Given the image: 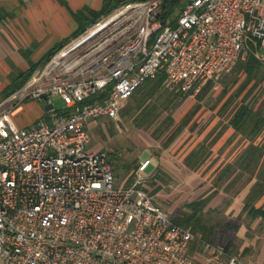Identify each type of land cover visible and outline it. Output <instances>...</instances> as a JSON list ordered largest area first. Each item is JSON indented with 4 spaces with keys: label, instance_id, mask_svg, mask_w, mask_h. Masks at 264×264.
<instances>
[{
    "label": "built area",
    "instance_id": "1",
    "mask_svg": "<svg viewBox=\"0 0 264 264\" xmlns=\"http://www.w3.org/2000/svg\"><path fill=\"white\" fill-rule=\"evenodd\" d=\"M161 2L120 6L0 105V264H252L156 203L149 159L119 184L107 153L87 147L90 120L118 118L160 70L195 93L247 57L249 37L264 58V0H190L175 25L159 18ZM53 95L66 111L29 127L2 108Z\"/></svg>",
    "mask_w": 264,
    "mask_h": 264
},
{
    "label": "crops",
    "instance_id": "2",
    "mask_svg": "<svg viewBox=\"0 0 264 264\" xmlns=\"http://www.w3.org/2000/svg\"><path fill=\"white\" fill-rule=\"evenodd\" d=\"M103 3L104 0H0V98L5 97L3 92L13 84L15 76L36 66L25 83L32 78L46 53L77 29L76 12L100 10ZM50 98L44 102L46 111L53 109ZM36 122L37 119L28 123L19 120L17 126L25 128ZM226 131L231 134H225ZM167 135L151 134V146L157 149L155 154L147 155V170L152 164L153 167L147 173L145 187L152 191L159 186L157 194L165 191L172 179L184 180V174L187 186L182 187L188 189L182 195L183 207L211 195L204 207V217L215 227L210 236L243 260L264 264V220L261 216L252 218L245 208L249 199L256 208H264V150L248 170L245 163L249 137L228 122L217 134H177L165 145ZM158 170L162 178L150 181ZM199 171L209 176L202 177ZM206 180L208 185L198 192L199 184ZM192 254L199 260L205 258L198 247L193 248Z\"/></svg>",
    "mask_w": 264,
    "mask_h": 264
},
{
    "label": "trees",
    "instance_id": "3",
    "mask_svg": "<svg viewBox=\"0 0 264 264\" xmlns=\"http://www.w3.org/2000/svg\"><path fill=\"white\" fill-rule=\"evenodd\" d=\"M128 0H104L103 6L100 10H81L76 12L78 27L77 29L67 38L58 42L53 48H51L41 60L40 63L51 59L58 51L69 42L84 33L90 26L97 23L101 17L111 14L113 11L118 9L122 4L127 3ZM136 1V0H132ZM162 9L159 14V18L164 24L175 25L177 17L181 10L185 6V0H162ZM259 42L249 37L247 41V57L240 60L234 67V76L229 80H224V84L228 86H234L238 83L242 75L245 76L244 81L237 87L236 93L233 95V99L243 93L247 87H249L245 95L238 100L236 106L232 110L228 123L237 132L245 134L249 137L250 143L248 144V155L246 156V167L248 170L251 169V165L256 163L260 157L259 152L264 150V111L260 105H257L256 99L250 100L249 96L259 87H263L264 90V58L259 54L258 51ZM36 66H32L27 73L19 74L14 77L13 84L8 90L3 92L5 97L15 92L21 87L27 78L31 75L32 71ZM167 74L165 70H160L154 78L147 79L135 92L134 94L125 99L122 102L121 110L123 106L124 114H131L133 117L134 125L137 128H150L156 122L163 111H167L168 114L164 120L158 123L154 129L153 134H168L164 144H169L177 134H180L188 125L192 113L185 116L180 122L174 127H171L174 122L172 116L173 109L179 104L182 99H186L193 92H183L177 87L173 86V89L165 94L166 104L163 105L161 112H159L158 104L154 101L157 94L164 90L167 83ZM211 79L200 89L197 94L198 97H204L208 90H210L214 84ZM167 87V86H166ZM224 92H228L225 89ZM120 110V112H121ZM59 112H57V115ZM56 115V116H57ZM262 135L260 140L256 143L255 140L258 136ZM109 161L111 162L116 177L120 176L121 171L128 174L126 184L129 185L134 181L138 164L135 162H123L121 163L120 157L116 153L108 152ZM152 177V178H151ZM150 177V181H154L156 178H162L161 170H158L153 176ZM160 187H156L154 190L149 191L154 196L156 191ZM254 192V191H253ZM252 195V194H251ZM250 195V197H251ZM211 195L201 196L200 198L185 204V208L180 211L179 214L174 213L171 217L173 220L185 227L190 228L193 232L200 234L202 237L217 243L213 236L215 227L207 222L204 217V207L209 201ZM249 199L246 203L245 208L249 210V215L252 218L261 216L264 220V208H256ZM198 247V246H197ZM193 248H196L194 245Z\"/></svg>",
    "mask_w": 264,
    "mask_h": 264
},
{
    "label": "rangeland",
    "instance_id": "4",
    "mask_svg": "<svg viewBox=\"0 0 264 264\" xmlns=\"http://www.w3.org/2000/svg\"><path fill=\"white\" fill-rule=\"evenodd\" d=\"M131 1L132 0H128L127 3ZM188 1L190 0H185V4ZM115 11H113L111 14H113ZM111 14L101 17V19H99L97 23L90 26L84 33L72 39L69 44H67V47L82 38L84 35L88 34L90 31H93L97 27L96 25L104 21ZM51 36L53 35L51 34ZM84 45L85 43L79 47V50L83 49ZM58 52L51 59H53L58 54ZM51 59L41 63L40 68L37 70V72L42 71V69H44L46 65L49 64ZM41 60H43V58ZM234 69L235 67L233 66L229 71H225L213 78L212 80L214 82V86L210 90H208V93L204 97L190 95L186 99H182L171 113L174 118V122L171 127H174L185 116L192 113L187 127L180 134H210V132H214V134H217L222 129H224L229 120L232 110L236 106V103L245 95L247 89L249 88L247 87L243 93L233 99V95L236 93L237 87L244 81L245 78V76L242 75L236 85L231 86L229 84L228 86H226L224 84V80H229L234 76ZM205 84L202 85L200 89H202ZM166 86L164 87V90L157 94L154 99V101L159 106V112H161L163 105L167 103L164 99L165 94L173 89V86L169 82L166 83ZM225 89H228V92H224ZM14 93L10 94L8 97L0 98V105ZM249 99H256L257 105H260L264 111L263 87H259L254 90L253 93L249 96ZM50 101L54 104V108L51 111H46V104L44 103V101L31 98L26 99L24 103H21V101L15 106L13 102L3 104L2 108L11 109V116L16 124L19 123V120H22L26 123L30 122L31 120L34 121L36 119L38 120V122L43 120H53L56 117L57 112L60 113L66 111L64 110L65 102L58 95L51 96ZM124 107L125 105L123 106V108ZM123 108L118 118L116 119H113L109 116H101L90 120L88 129L90 142L87 147L95 148L98 151H104L106 153H116L120 157L121 163L133 161L139 166L141 162L148 159L147 157L149 156L147 155L155 154V149H157V147L151 146V134H153V131L157 127L158 123L166 118L168 112L163 111L158 119V122H156L150 128L146 129L137 128L134 125L132 115L124 114ZM45 113L46 116L42 117V115H44ZM225 134L231 133L230 131H226ZM152 167L153 164L148 170L144 172V174L147 175L148 171ZM198 173L202 177L209 176L205 175V171H199ZM119 174L121 175L117 177V182L121 184L127 178L128 174L126 175L123 171H121V173ZM182 175L184 177V180H179L178 178L172 179L170 184L164 188L165 191H161L157 194H154L153 196L156 203L170 215L174 213H180V211L184 208V202H181L182 195L188 188L182 187V184L183 186H187L185 176L184 174ZM207 185V180L201 181L199 187L196 190H198L199 192L200 190H203V188H205V186ZM182 189L183 192L181 191Z\"/></svg>",
    "mask_w": 264,
    "mask_h": 264
},
{
    "label": "bare ground",
    "instance_id": "5",
    "mask_svg": "<svg viewBox=\"0 0 264 264\" xmlns=\"http://www.w3.org/2000/svg\"><path fill=\"white\" fill-rule=\"evenodd\" d=\"M101 24H102V23H101ZM101 24L98 25V26L94 29V31H96V30L101 26Z\"/></svg>",
    "mask_w": 264,
    "mask_h": 264
},
{
    "label": "water",
    "instance_id": "6",
    "mask_svg": "<svg viewBox=\"0 0 264 264\" xmlns=\"http://www.w3.org/2000/svg\"><path fill=\"white\" fill-rule=\"evenodd\" d=\"M52 106H53V104H52Z\"/></svg>",
    "mask_w": 264,
    "mask_h": 264
}]
</instances>
